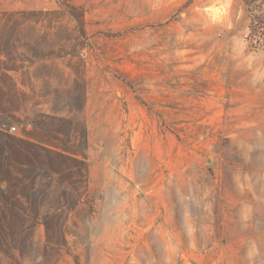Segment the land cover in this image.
<instances>
[{
    "label": "rangeland",
    "instance_id": "obj_1",
    "mask_svg": "<svg viewBox=\"0 0 264 264\" xmlns=\"http://www.w3.org/2000/svg\"><path fill=\"white\" fill-rule=\"evenodd\" d=\"M255 1L0 0V264H264Z\"/></svg>",
    "mask_w": 264,
    "mask_h": 264
},
{
    "label": "crops",
    "instance_id": "obj_2",
    "mask_svg": "<svg viewBox=\"0 0 264 264\" xmlns=\"http://www.w3.org/2000/svg\"><path fill=\"white\" fill-rule=\"evenodd\" d=\"M31 80H32V78H31ZM29 84H30V90H31L32 89L31 81ZM13 86L16 87L18 90H21L23 88L22 83H20V82L17 83V81H15ZM26 92L28 93L29 91L27 90ZM20 124H23V123H20ZM24 124L27 125V126H25L26 132L28 130H32V133H33V132H38L41 130L44 131V128L46 129V123H43V122L40 125H38V123H35V124L24 123ZM12 127L15 128V132H13V133L10 131ZM12 127H9L8 129H0V144H1L0 159H2L4 162L8 161V158H9L8 154H11V155L16 154V152H12L13 146H14L13 144H16L14 148L17 152L26 153V152L31 151V149H28V147L31 146L30 144L36 145L38 143L31 136L25 137L22 135V136H19L17 138V133H18L19 128L15 127V126H12ZM16 128H17V131H16ZM7 134H11L14 136H10Z\"/></svg>",
    "mask_w": 264,
    "mask_h": 264
},
{
    "label": "trees",
    "instance_id": "obj_3",
    "mask_svg": "<svg viewBox=\"0 0 264 264\" xmlns=\"http://www.w3.org/2000/svg\"><path fill=\"white\" fill-rule=\"evenodd\" d=\"M257 2V0L255 1ZM256 11L260 14H262V16L264 15V11L261 9H256ZM260 30V31H259ZM259 34V36L257 35ZM260 35L264 36V19L261 16H253V18H251V25H250V38L255 41L257 46L256 47V51H259L261 49L264 48V44L262 45V43L260 42L259 39H261Z\"/></svg>",
    "mask_w": 264,
    "mask_h": 264
},
{
    "label": "built area",
    "instance_id": "obj_4",
    "mask_svg": "<svg viewBox=\"0 0 264 264\" xmlns=\"http://www.w3.org/2000/svg\"><path fill=\"white\" fill-rule=\"evenodd\" d=\"M11 130H12V131H14V130H15V128H11Z\"/></svg>",
    "mask_w": 264,
    "mask_h": 264
}]
</instances>
